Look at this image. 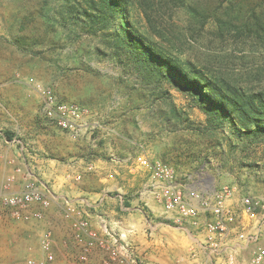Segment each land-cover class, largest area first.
<instances>
[{
    "label": "rangeland",
    "instance_id": "374dc122",
    "mask_svg": "<svg viewBox=\"0 0 264 264\" xmlns=\"http://www.w3.org/2000/svg\"><path fill=\"white\" fill-rule=\"evenodd\" d=\"M129 9L134 27L167 55L247 92L264 93V0H130ZM63 13L65 7L57 0H0V140L12 136L28 149L32 173L52 199L62 194L57 191L58 169L79 166L81 157L84 162L107 161L104 172L119 185L125 204H136L144 213L135 212L142 231L139 239L131 241L140 248L141 264H187L186 233L146 205L143 188L148 176L132 171L127 160L139 152V145L151 157L170 164L182 182L202 187L238 185L243 195L264 198V143H240L228 129L217 141L188 131L170 111L175 108L194 124H205L195 105L168 84L164 89L170 93L168 102L157 101L133 71L95 53L98 47L107 50L101 41L87 36L75 40L72 32H66L60 24ZM35 85L53 90L63 101L92 109L99 130L73 136L50 126ZM3 144L20 152L19 145ZM82 167L78 173L82 179L75 180V186L84 184L100 192L103 187L95 189L96 180L84 171L86 163ZM27 175L25 170L20 180L11 183L14 191L4 187L2 193L21 191ZM76 193L73 189L64 196L72 199ZM42 212V226L33 227L35 243L20 249L21 255L12 254L11 246L23 244L17 235L26 232L28 223L12 221L0 197V264L43 259L37 240L45 230H54L44 222L46 210ZM60 212L67 221L62 208ZM68 246L82 250L76 242L69 241ZM78 256L73 258L76 263Z\"/></svg>",
    "mask_w": 264,
    "mask_h": 264
},
{
    "label": "built area",
    "instance_id": "2783aa9c",
    "mask_svg": "<svg viewBox=\"0 0 264 264\" xmlns=\"http://www.w3.org/2000/svg\"><path fill=\"white\" fill-rule=\"evenodd\" d=\"M43 101L45 118L59 130L73 136L93 134L101 127L95 112L87 106L63 101L49 88L35 85ZM0 136H3L0 132ZM7 143L19 145L15 138ZM136 145V144H135ZM130 160L131 170L148 176L147 190L153 199L172 215V224L191 237L186 261L190 264H264V198L243 195L238 185L194 186L182 182L176 170L161 159L153 158L139 146ZM25 170L17 168L22 174ZM87 171H93L92 166ZM28 172L21 191L2 193L4 208L12 221H41L42 210H48L53 199L41 189L32 172ZM76 175L74 180H81ZM14 177L6 180L8 189ZM243 193V194H242ZM38 207L40 210L33 209ZM87 212V211H86ZM64 217L70 222L73 239L82 250L77 264H86L94 249L105 255L102 264H141L136 247L118 234L107 222L102 233L91 228L90 219L75 202L64 199ZM43 259L26 258L23 264H59L52 230L40 238ZM17 264V263H12Z\"/></svg>",
    "mask_w": 264,
    "mask_h": 264
},
{
    "label": "trees",
    "instance_id": "16d2710c",
    "mask_svg": "<svg viewBox=\"0 0 264 264\" xmlns=\"http://www.w3.org/2000/svg\"><path fill=\"white\" fill-rule=\"evenodd\" d=\"M57 1L65 7L60 24L75 40L87 36L101 41L107 50L98 47L95 53L110 57L123 70L133 71L157 101L168 102L170 93L164 90L168 84L195 105L205 116V124H194L175 108L170 111L185 129L210 141L224 138L228 129L240 143H264V93L247 92L208 75L191 62L167 55L134 27L130 0ZM146 19L151 22L148 16Z\"/></svg>",
    "mask_w": 264,
    "mask_h": 264
},
{
    "label": "crops",
    "instance_id": "0c3cea01",
    "mask_svg": "<svg viewBox=\"0 0 264 264\" xmlns=\"http://www.w3.org/2000/svg\"><path fill=\"white\" fill-rule=\"evenodd\" d=\"M49 122V121H48ZM50 126L52 125L49 122ZM63 132V131H62ZM3 143L7 144V141L4 139L0 140V196L2 195L3 189L6 185V180L10 177H14L15 180H20L21 175L16 172L17 168H22L29 172L34 171V166L32 165V156L28 152V149L24 148L23 145L20 147V152L14 151L12 145L4 146ZM22 144V143H21ZM86 163L87 167L92 166L93 171L89 174V178L96 180L95 189H101L100 192H94L93 190L84 188V184L81 187L75 186V176L80 172V169H83V164ZM51 165H53L51 163ZM79 166L70 165L69 167H63L62 171L58 169V174L55 175L56 181L58 182L59 187L57 191L62 194L57 197L53 192V201L51 207L46 210L47 216L44 221L45 224L50 225L54 230L55 241L56 243L61 244L60 247L55 246V253L59 264H77L73 258L81 254L77 249L68 246L69 241L75 244L72 235L69 230V223L63 219L61 216V208L63 209L64 201L60 202V198L68 199L72 202H75L78 207L85 213V215L90 219L91 228L100 231L102 233V224L107 222L108 225L114 229L118 234H122L127 238V241L131 243L132 238L137 240L141 237L142 225L141 220H136L135 212H138L144 216V213L137 205L128 206L125 203L123 197L119 194V185L113 182L111 176L107 175L104 172L105 167L108 166V162L102 159H96L95 161L84 162V158L81 157L79 161ZM107 165V166H106ZM87 171V170H84ZM85 180L88 177H84ZM149 181V180H148ZM148 184V182H147ZM147 184L143 188L144 196L146 197V205L151 208L152 212H156L157 215H162L163 219L168 223H172V215L166 214L164 208L157 204L153 199L152 193L147 190ZM23 188V187H22ZM76 189V194L73 198H67L65 194H70V191ZM10 190H13V187L10 186ZM114 192H118V195H114ZM13 193V192H12ZM65 193V194H64ZM74 193V192H73ZM87 211V212H86ZM15 222V221H14ZM43 222V223H44ZM131 222L133 225H131ZM19 223L18 225H23L25 223ZM34 226H42V221H32L26 225V232L22 235H17L20 240L23 241V244L17 248V246H11V253H21L25 248L35 243V234L36 231L33 228ZM179 229V228H178ZM181 230V229H180ZM183 231V230H182ZM184 232V231H183ZM187 235L188 244L186 249V254L188 247L191 245V237ZM41 235H39L40 237ZM37 244L40 247L39 239ZM132 244V243H131ZM58 245V244H57ZM134 245V244H133ZM137 252L140 254V248L135 246ZM19 249V250H17ZM20 249H23L20 251ZM159 250V247L152 248V251ZM101 250L94 249L89 255V261L87 264H102L104 261L105 254ZM78 254V255H77ZM75 257V258H76ZM187 264H190L187 262Z\"/></svg>",
    "mask_w": 264,
    "mask_h": 264
}]
</instances>
